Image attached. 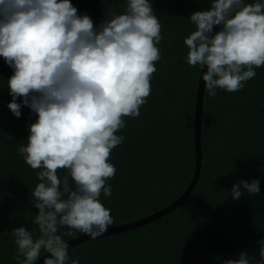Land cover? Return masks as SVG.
<instances>
[{
  "label": "clouds",
  "instance_id": "9594fccd",
  "mask_svg": "<svg viewBox=\"0 0 264 264\" xmlns=\"http://www.w3.org/2000/svg\"><path fill=\"white\" fill-rule=\"evenodd\" d=\"M208 3V10L187 17L195 30L184 39V59L206 68L204 88L214 97L217 89L241 90L264 66V2ZM119 7L106 8L105 19L94 25L70 0H0V57L13 70L7 107L17 118L22 106L36 114L17 153L40 169L31 190L38 209L31 223L39 236L23 226L5 233L14 239L17 264H34L42 252L50 254L43 264H67L69 245L59 228L71 229L67 236L80 232L96 239L114 223L99 197L112 194L106 184L116 174L111 152L126 139L116 133L125 127L124 117L139 116L151 94L163 39L150 0H124ZM59 169L66 170L62 178ZM244 191L258 194L259 181L240 180L230 193L239 200ZM258 254L256 264H264V239ZM222 264L251 261L243 251Z\"/></svg>",
  "mask_w": 264,
  "mask_h": 264
},
{
  "label": "trees",
  "instance_id": "16d2710c",
  "mask_svg": "<svg viewBox=\"0 0 264 264\" xmlns=\"http://www.w3.org/2000/svg\"><path fill=\"white\" fill-rule=\"evenodd\" d=\"M78 14L94 25L105 19L109 6L124 0H70ZM264 0H245V3ZM161 24L163 39L157 45L151 94L139 116L124 117L125 127L116 134L126 137L111 152L116 168L106 181L112 194L99 201L110 210L114 223L122 224L150 215L177 198L194 172L193 115L199 67L184 57V39L195 30L188 16L208 10V0H150ZM236 92L217 89L209 97L204 88L201 115V165L198 180L186 199L152 221L113 234L69 246V261L79 264H222L247 251L251 264L259 258L264 239V66ZM13 70L0 57V264H17L16 245L10 232L23 226L39 236L32 218L38 209L31 190L39 180L17 148L26 145L28 126L36 114L21 107L17 118L7 107V86ZM17 103L21 98H17ZM63 177L66 170L59 169ZM259 181L260 192L234 200L230 190L240 180ZM73 188L74 183L69 180ZM243 191V190H242ZM111 226V225H110ZM61 227L68 240L78 236ZM43 255V252H42ZM43 264V263H42Z\"/></svg>",
  "mask_w": 264,
  "mask_h": 264
},
{
  "label": "water",
  "instance_id": "95a60500",
  "mask_svg": "<svg viewBox=\"0 0 264 264\" xmlns=\"http://www.w3.org/2000/svg\"><path fill=\"white\" fill-rule=\"evenodd\" d=\"M218 26H214V31H218ZM206 68L202 69L201 71H205ZM199 73L198 77V83H197V88H196V96H195V106H194V115H193V139H194V172L192 179L190 180L189 184L187 185L186 189L174 200H172L169 204L165 205L164 207L158 209L154 213L147 215L143 218L130 221V222H125L122 224H116V225H111L108 227V229L101 234L100 236L104 235H109L113 234L116 231H122V230H127L130 228H134L136 226H139L143 223L152 221L154 219H157L164 214L168 213L172 209H174L177 205H179L181 202H183L186 197L191 193L193 190L198 177L200 173V165H201V115H202V109H203V94H204V82L202 80V73ZM98 236V237H100ZM90 236L87 234H80L78 236H75L73 238H70L67 241L68 245L71 246L72 244H75L77 242L87 240L89 239ZM45 255H50L47 253H44L41 257L38 258L34 264H42L43 259Z\"/></svg>",
  "mask_w": 264,
  "mask_h": 264
}]
</instances>
